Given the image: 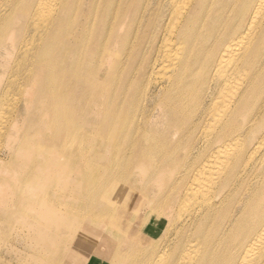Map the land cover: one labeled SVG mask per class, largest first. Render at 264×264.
<instances>
[{"label":"bare ground","instance_id":"1","mask_svg":"<svg viewBox=\"0 0 264 264\" xmlns=\"http://www.w3.org/2000/svg\"><path fill=\"white\" fill-rule=\"evenodd\" d=\"M46 171L42 264H101L131 220L134 264H264V0H0L5 211Z\"/></svg>","mask_w":264,"mask_h":264},{"label":"rangeland","instance_id":"2","mask_svg":"<svg viewBox=\"0 0 264 264\" xmlns=\"http://www.w3.org/2000/svg\"><path fill=\"white\" fill-rule=\"evenodd\" d=\"M131 38L134 39L135 35ZM15 84L16 81L14 80L13 85ZM88 136L92 139L101 137ZM119 144L120 142L117 144V158L108 173L110 179L105 183V186L109 189L115 186L114 180L120 176L122 171H124L128 179L131 178V175H134L133 172L129 173L130 170H124L125 163L119 159ZM84 153L85 152L78 153L76 162L78 159L82 160L84 158ZM63 159L64 157L61 158V161ZM130 163L129 168H131L132 171L134 170V173L137 174V165ZM157 169L158 170L149 177L147 184L150 188L154 186L155 180L163 181L169 179V172L168 169L167 171L165 170L166 167L160 166ZM14 170L19 171L17 163H9L6 171L7 173H4L1 177H6ZM44 174L46 176H52L51 182L54 183L43 186L37 184L34 180H25L23 178L15 182V187L17 189L21 188L23 196H25L26 199L22 206L25 208L20 209L19 207L21 206L16 207V209H14L16 210L14 216H10L14 210L5 211L1 204L2 201L8 199V195L4 196L0 193V264H6L7 261L10 264H42L44 261L45 255L43 254V245L39 237V234H42L39 210L46 205L51 209L57 204L62 203V199L57 198L60 193L64 192L61 183H69L70 181V176H63L61 179H58L55 175V171H46ZM24 180L25 183L23 184ZM137 183L143 184L145 180L141 178ZM5 189L6 188H3L0 191L2 192ZM23 217L28 218L27 226L22 224L24 220ZM30 222L32 225H30ZM139 222L140 221L131 220V228L120 225L116 231L111 232V238L107 241V246L113 251V256L108 260L102 261L101 264H134L132 261L134 253H139L141 251V247L135 245L136 240L134 239L135 226L138 225ZM151 222L148 223L145 230L142 229L141 231H144L145 236L149 239L155 240L157 224L156 222ZM174 231L177 234L175 229ZM171 232H173V230Z\"/></svg>","mask_w":264,"mask_h":264}]
</instances>
